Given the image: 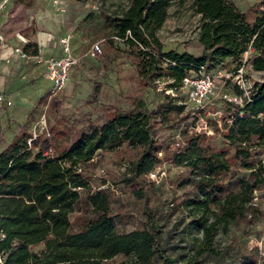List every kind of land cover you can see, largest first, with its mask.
<instances>
[{
  "label": "trees",
  "instance_id": "obj_1",
  "mask_svg": "<svg viewBox=\"0 0 264 264\" xmlns=\"http://www.w3.org/2000/svg\"><path fill=\"white\" fill-rule=\"evenodd\" d=\"M97 1L106 46L122 42L142 80L165 77V86L177 89L190 70L239 60L248 45L254 49L251 69L264 73V1L247 13L232 0H191L190 6L201 20L197 34L203 50L200 56L162 51L155 35L168 16V8L185 0H126L120 11L108 10L106 0ZM93 17L89 12L82 21ZM21 49L29 56L38 55L35 40H28ZM127 99L130 110L110 112L100 124L87 122L86 130L68 141L63 130L49 124L46 131L53 154H44V148L32 151L37 142L31 140L27 145L29 133L24 125L0 151L2 264H105L117 255L125 256L128 264H177L161 254L157 244L160 225L149 207V191L156 186L147 174L161 162L157 154L162 151L170 155L167 159L173 166L182 168L173 183L177 188L190 187L180 205L191 216L188 227L201 231L196 254L179 264H197L200 254H216L215 235L226 233L231 225L251 226L260 221L261 203L254 197L264 188V81L254 83L242 107L225 102L223 130L210 123L223 141L218 148L205 142L204 133L189 131L188 125L180 131L183 143L176 150L156 140V125L172 128L191 114L169 93L148 111L142 100ZM42 103L45 108L51 106L45 94L34 107ZM229 118L231 122L226 121ZM119 147L125 152L119 182L128 188L143 215L126 232L117 230L105 181L92 187L82 172L85 165L93 164L97 150ZM241 170L248 175H238Z\"/></svg>",
  "mask_w": 264,
  "mask_h": 264
},
{
  "label": "rangeland",
  "instance_id": "obj_2",
  "mask_svg": "<svg viewBox=\"0 0 264 264\" xmlns=\"http://www.w3.org/2000/svg\"><path fill=\"white\" fill-rule=\"evenodd\" d=\"M232 1L239 10L249 13V8L259 5L264 0ZM126 3V0H106L104 6L108 10L120 11ZM190 3L191 0H185L180 4L174 3L168 8V16L163 26L155 33L162 51L174 50L194 56L202 55V46L197 40L201 23L200 15L193 11ZM97 5V0H0V36L5 39L9 47L21 48L23 44L19 36L36 40L37 32L47 33L46 45H50V40L57 42V37L60 35L51 34L39 24L40 19L50 16L59 24L71 26V30L63 34L72 37L70 44L74 41L75 52L81 53L94 41H97L101 47L99 59L85 62L86 64L82 66H74L70 70L59 99L47 101L51 103L47 108L43 103L34 107L38 98L45 94L48 85L45 66L39 55L30 56L27 60L8 55L9 50L0 55V76L9 86L3 91L10 92L13 96L12 105L0 109V151L22 125L29 136L31 130H34L37 146L33 147L32 151L44 148L45 141L38 132L41 118L44 120V128L53 124L66 133L64 140L68 141L79 132L85 131L87 122L100 124L110 112L124 113L130 110L128 96L142 100L148 111L162 102L166 93H169L177 104H183L185 110H189L191 114L187 120L179 122L172 128L156 125V140L165 141L170 144V149L176 150L173 142L178 139L181 144L183 143L181 129L185 125L190 128L194 117L199 115V118L206 122L205 131L200 130L201 133L205 132V142L215 148L222 146L221 135L214 133L210 123L215 122L220 129L216 121L223 120L225 114L227 101L224 96H232L235 92L232 82L223 84L222 78L216 77L214 104L208 109L209 115L207 113L200 115L195 112L193 105L187 102L184 87L177 89L166 87L165 77L151 82L140 79L127 58V48L122 42L116 40L111 48L106 46L104 38L101 37L106 30L100 21ZM89 12L94 15L93 19L82 21ZM52 47L54 48V45ZM241 61L242 55L239 60L227 59L222 64L206 69L209 73L215 74L217 69H233ZM245 71L250 81L254 83L264 81L262 71L256 72L249 66ZM189 73L194 74L195 70H190ZM96 88L97 92L94 94ZM18 95L27 98L20 106L15 105L14 102ZM47 144L51 146L50 140ZM124 153L123 147L112 151L97 150L93 164L85 165L82 169L92 187L98 186L101 180L105 181L112 199L111 213L115 214L117 230L122 232L131 230L137 221L143 218L138 202L130 195L128 188L119 182V173L125 164ZM157 156L161 162L153 170L156 179L153 181V178L147 175L148 180L156 186V190L149 191L152 194L149 207L160 225L157 244L161 254L174 259L179 264L196 254L201 241V231L196 227H188L191 216L180 205L184 196L191 191L190 187L177 188L173 183L182 168L173 166L171 160L167 159L170 155L165 154L164 151ZM238 175L246 177L248 171L241 170ZM254 199L261 203L260 221L251 226L233 224L226 233H217L213 241L216 254H200L197 256L199 260L197 264L247 262L264 264V188L255 192ZM157 256L158 254L155 255V263L158 261ZM105 264H128V262L125 256L117 255Z\"/></svg>",
  "mask_w": 264,
  "mask_h": 264
},
{
  "label": "built area",
  "instance_id": "obj_3",
  "mask_svg": "<svg viewBox=\"0 0 264 264\" xmlns=\"http://www.w3.org/2000/svg\"><path fill=\"white\" fill-rule=\"evenodd\" d=\"M59 3V1H54ZM19 40L24 45L28 42L19 36ZM57 43L59 46V53L55 57H49L44 61L46 77L49 81V87L46 91V102L50 100L59 99L62 90L66 84L68 74L74 66H82L88 61H95L101 56V47L97 41L91 42L87 48L81 53H72L70 36L61 35L57 37ZM10 48L11 53L15 54L22 60H27L30 56L25 54L20 47H9L5 39L0 36V50ZM254 54V49L251 45H248L246 50L242 53L241 63L233 69H217L215 74H211L205 68L204 65L195 69L194 74H187L183 77L182 87L185 88L186 100L191 103L195 109V112L201 115L207 113L209 115V107L214 104V84L216 77L222 78V83L232 82L233 86L238 88L239 94H232V96H224L227 102L234 103L237 106L242 107L244 102L249 99V96L253 90L254 82L250 81L246 77V67L250 66L249 60ZM11 100L0 93V108L8 107L11 105ZM43 117V116H42ZM227 122H231V119H227ZM220 126V129H224V120L216 121ZM206 129V122L202 118H196L193 125L190 126L189 131L200 132V130ZM39 134L43 136L45 141L44 154L50 155L54 153L47 142L49 141V134L44 128V120L40 119ZM207 132V131H206ZM210 132V131H208ZM205 133V132H204ZM35 140L34 130L30 132V136L27 138L26 143L30 145V141ZM174 147L177 149L181 146L178 139L174 142ZM161 153V152H158ZM149 177L156 179V174L153 171L147 174ZM1 236V234H0ZM3 261V253L0 252V264Z\"/></svg>",
  "mask_w": 264,
  "mask_h": 264
},
{
  "label": "crops",
  "instance_id": "obj_4",
  "mask_svg": "<svg viewBox=\"0 0 264 264\" xmlns=\"http://www.w3.org/2000/svg\"><path fill=\"white\" fill-rule=\"evenodd\" d=\"M39 24L41 26H43L47 31H49L53 35L59 34L61 36L63 33L69 32L71 30V26H68L67 24H59V23H57L55 21L54 17L52 18V16H50L49 18L45 17L44 19H40L39 20ZM46 35H47V33L37 32V36H36V40L37 41L35 40L36 43H37V46H38V55H39V58L43 61V64H44V61L47 58L55 57L59 53V46H58L57 42H53V41L50 40V43H49L50 45H46L45 44V42H48L46 40L47 39ZM48 36H49V34H48ZM71 39H72V37L70 36V41H71ZM53 45H54V48L52 47ZM71 49H72V53L73 54L77 53V52H75L76 46L74 44V41L71 44ZM7 50H9L8 55H15V54L11 53V49L10 48H5L3 50H0V55L6 53ZM0 66H1V62H0ZM46 82L48 83V85H47V89H48L49 81H48L47 77H46ZM6 88H9V86L4 82V78H2V76H0V93L3 96L9 98L11 100V102H13L12 94L10 92L6 93V92L3 91V89H6ZM47 89H46V91H47ZM45 95H46V92H45ZM26 99L27 98L25 96L18 95L17 97H15V101H14L15 105H17V106L22 105L26 101ZM11 105H12V103H11ZM8 107H1L0 109H6Z\"/></svg>",
  "mask_w": 264,
  "mask_h": 264
}]
</instances>
